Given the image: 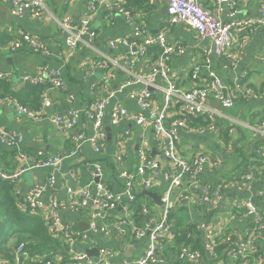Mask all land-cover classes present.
<instances>
[{
  "label": "crops",
  "instance_id": "crops-1",
  "mask_svg": "<svg viewBox=\"0 0 264 264\" xmlns=\"http://www.w3.org/2000/svg\"><path fill=\"white\" fill-rule=\"evenodd\" d=\"M92 0H48V11L41 16L33 13H25L17 17L12 14V0H0V73L6 75L14 85V90H20L22 78L25 74L37 73L48 67L61 69L65 77V89L48 88L43 96H47L52 102L49 116L62 115L70 109L79 112L80 117L77 124L78 130H84L92 135V123L86 118L85 111L88 107L100 99L106 97L110 90H117L129 78L141 77L148 74L150 63L157 59L158 51L152 50L148 59L138 61L132 67L126 68L129 49L118 47L113 49L109 41L118 38H132L133 31L137 27L147 28L152 35L156 36L166 27L168 7L163 0H110L112 10L101 9L93 21L95 33V48L117 65L112 64L109 70V88L102 83V72L96 78L85 80L89 71L94 69L98 61V53L88 49L85 45L75 51L68 48V35L61 30L59 25L50 17L49 13L58 19L65 16L71 18L72 23L81 19ZM139 1L138 3H136ZM204 8L215 10V0H199ZM122 4L130 13V17L120 13L117 6ZM264 7V0H241L239 16L242 19L256 18L260 9ZM221 19L229 22L227 14H222ZM24 35H32L46 42L51 49L52 55L48 58L37 55L29 50L11 52V46ZM239 39H247L246 44L236 47L235 54L241 57L239 65L235 66L231 60L220 58L212 52V70L221 78L223 83L233 90L236 106L233 109H224L218 103L209 102L211 107L221 111L224 115L221 118L232 129L231 141L226 144L222 134L204 136L188 135L181 132V141L178 151L181 156L191 159L200 153H208L211 157L220 160L219 168L214 173H206L204 180L209 183L221 185L224 188V203L220 208H213L211 205L201 204L194 194L188 200H181L177 194L173 195L175 206L172 210L170 223L172 232L165 239L169 256L168 263L178 264L176 253H171V248L176 243V228L181 225H192L198 222L207 221L215 226L217 235L227 234L243 239L247 229L250 228V220L245 217L244 211L239 208L238 203L244 199L261 202L264 199V175H257L256 179L245 189L242 175L261 170L258 167L243 165L245 158L255 160L257 155L262 158L259 151L264 153V147L256 148L255 144L264 141V137L257 132V129L264 121V94L258 100H250L246 97L247 89L263 91L264 89V28H255L252 31L243 30L237 33ZM169 41L173 44L182 45L185 52L181 56H175L171 62V74L181 92L189 91L195 87L206 86L210 81L209 72L204 69L199 82L191 78V71L195 65L203 66L206 56L205 50H212L211 42L201 40L197 33L188 27H175L168 34ZM128 70V72H127ZM101 73V74H100ZM239 75H246L242 82V90H235L234 82ZM160 83V82H159ZM143 88L141 85L129 87L125 92L117 94L108 107L105 119V129L111 130L112 143L107 142L105 152L97 153L91 144L83 146L81 151L74 156H69L73 150V144L68 135H64L50 120L35 121L28 117L18 115L14 101L7 100L0 109V128L16 132L23 137L24 142L18 147H8L0 144V171L11 172L23 164V154L32 160L39 151H44L52 156L64 157L60 169H40L31 171L16 183L17 194L23 200L33 188L45 190L44 200L48 203L54 197L60 201L70 202L68 188L83 189L91 181V172L95 165L100 164L105 174V182L109 188L118 195L126 192L125 182L119 178V173L124 171L128 176L135 177L134 189L137 193V200L130 204L129 212L122 207L105 219L100 225L109 230V235L102 233H89V240L79 242L77 251L86 252L92 249H109L115 253L116 264H131L137 260L146 250L149 244L148 236L141 239L136 238L137 229H141L145 219L142 212L136 213L135 204L141 203L149 209L153 216L160 217L163 213V201L157 203L148 196H143L146 191L141 184V177L138 175L139 158L138 146L143 139H147L151 145L154 158L161 160L162 153L157 150L154 138V126L152 122L146 127L138 126L133 117L142 113L140 107L130 100L131 92ZM154 94V106L161 108L164 103V95L157 89H151ZM19 102V101H18ZM116 106L124 107L130 116L124 119L118 126H112L110 113ZM182 102L175 99L168 120L172 121L181 114ZM221 129V128H220ZM130 131V135L126 133ZM109 139V133H108ZM121 141V142H120ZM121 144L126 157L122 163L117 159L118 146ZM264 160V158H262ZM264 162V161H263ZM76 173V178L73 177ZM55 177V184H49L50 178ZM162 197L164 188L160 187L150 191ZM141 197V199H139ZM127 200V198H125ZM133 205V207H132ZM258 205V204H257ZM259 207V206H258ZM261 210L264 207H259ZM63 221L73 229L82 231V225L88 224L89 211H73L69 208L62 212ZM199 224V223H198ZM197 224V226H198ZM121 225V230L116 228ZM88 231V230H87ZM195 238L197 233L190 234ZM201 235V234H200ZM260 247L258 254L262 255L264 264V233H257ZM131 255V257H127ZM64 264L76 263L66 252L59 251L54 255ZM230 260L235 264L238 260L234 256ZM204 264H216L208 252H205ZM1 263V262H0ZM11 264V263H7Z\"/></svg>",
  "mask_w": 264,
  "mask_h": 264
},
{
  "label": "built area",
  "instance_id": "built-area-1",
  "mask_svg": "<svg viewBox=\"0 0 264 264\" xmlns=\"http://www.w3.org/2000/svg\"><path fill=\"white\" fill-rule=\"evenodd\" d=\"M7 1V0H3ZM168 7L166 27L157 34L152 35L145 27H137L132 34V38H118L109 41V46L113 49L126 47L129 49L128 59L125 67H132L138 61L148 59L152 50L158 51L157 59L150 63L148 74L145 76L129 78L117 90H110L108 95L99 101L92 103L85 111L86 118L92 123V135H88L84 130H78L77 124L80 114L75 109H70L62 115L49 116L48 112L52 108V102L45 95L36 109L23 106L18 101H14L18 115L29 119L40 121L50 120L64 134L68 135L73 144V150L69 156H74L81 151L84 145L91 144L97 153L106 150L108 133L105 129V119L111 100L117 94L125 92L129 87L141 85L138 91L131 92L130 100L135 102L142 113L135 115L133 120L140 127H146L151 122L154 126V138L157 150L162 153V159H156L152 155L149 141L143 139L138 146L139 167L138 175L141 177L142 187L146 191H153L160 187L164 188L162 195L163 213L158 218L150 213L147 206L144 207L142 214L145 222L141 229H137L136 238L141 239L145 236L149 238V244L145 252L131 264H170L168 263L167 247L165 246L166 237L172 232L170 217L175 206L173 195L181 200H188L196 194L201 204L211 205L213 208H220L224 203V188L221 185L206 182L203 178L206 173H214L219 168L220 160L211 157L208 153H200L194 158L187 159L178 151L181 141V132L188 135L204 136L207 134L218 135L221 132L218 120L224 115L221 111L211 107L209 102L212 100L224 109H233L236 100L233 90L228 88L220 77L212 70L213 52L217 58L231 60L237 66L241 62V57L235 54L236 47L244 45L247 39H239L237 33L243 30L252 31L255 28H264V7L259 11L256 18H240L239 6L241 0H215L217 9L204 8L199 0H163ZM48 0H12V14L20 17L25 13H33L41 16L48 11ZM112 7L110 0H92L87 8L85 15L76 23H72L70 17L65 16L58 19L52 13L50 17L59 25L61 30L68 35L67 45L72 51L85 45L88 49L98 53V61L94 69L89 71L85 80L97 77L99 71L102 72V83L109 88V70L112 61L95 48V33L93 21L97 12L103 8ZM117 9L120 13L130 17L126 8L119 4ZM112 10V8H111ZM49 12V11H48ZM222 14H227L229 22L221 19ZM175 27H188L193 29L201 40L211 42L212 50H205V64L195 65L191 71V78L194 82L200 81V76L204 69L209 72L210 81L206 86L195 87L192 90L181 92L177 87L171 74V62L175 56H181L185 52L182 45L173 44L169 41L168 34ZM29 50L43 57L52 55L49 45L32 35H24L11 46V52ZM128 72V70H127ZM101 74V73H100ZM8 74L0 73V79L7 78ZM246 75H239L234 82L235 90H242V82ZM160 82V83H159ZM48 85L50 88L65 89L66 81L61 69L45 67L37 73L25 74L22 78V86ZM151 89H157L164 95V103L161 108L154 106V94ZM264 94L263 91L247 89L246 97L250 100H258ZM175 99L182 102L181 114L177 119L169 121L168 115ZM6 100H0V109L5 105ZM130 114L124 107L116 106L110 113L112 126H118ZM206 125H193L195 119L204 118ZM233 131L231 130L230 133ZM257 132L264 137V121L257 129ZM131 133H126L129 136ZM24 142L16 132L7 131L0 128V144L8 147H18ZM121 142V141H120ZM123 146L119 144L117 159L122 163L126 157ZM264 158V153L259 151ZM25 159L23 164L11 172L0 171V180L18 183L22 178L33 170L50 169L56 171L60 169L64 157L52 156L44 151H39L32 160L29 156L22 155ZM262 171L250 172L242 175L245 189L261 175ZM76 178V173H73ZM91 181L83 189L68 188L70 202H60L55 197L50 201L44 200L45 190L43 188H33L25 197L24 204L33 213H40L44 216L47 225L52 233L68 248V256L76 263L84 264H116L115 253L109 249H102L99 257H89L86 252L77 251V244L89 240V233H102L109 235V230L100 225V221L107 219L111 213L122 207L126 212L130 210V204L137 200V193L134 189L135 177L128 176L124 171L119 173V178L125 182L126 192L124 195L115 194L105 182V174L100 164L94 166L91 172ZM49 184H55V177L52 176ZM127 198V200H125ZM239 208L244 211L246 218L250 220L253 227L247 229L243 239H237V243L227 249L228 260L220 258L216 250L217 235L215 226L207 221L198 224V229L202 234V251L192 250L190 247H183L178 255V264H204L205 252H208L216 264H233L234 256L238 257V264H261L263 257L258 254L257 233H264V210H261L255 201L244 199L239 201ZM76 212L89 211L88 231H77L66 224L62 218L65 209ZM121 230V225H116ZM233 235H228L227 241H231ZM17 264L23 261L27 264L29 254L25 251L24 245L17 248ZM36 264H64L63 261L55 256H43L35 260ZM0 264H7L1 262Z\"/></svg>",
  "mask_w": 264,
  "mask_h": 264
},
{
  "label": "trees",
  "instance_id": "trees-1",
  "mask_svg": "<svg viewBox=\"0 0 264 264\" xmlns=\"http://www.w3.org/2000/svg\"><path fill=\"white\" fill-rule=\"evenodd\" d=\"M49 87L48 85H32L15 91L10 79L2 78L0 79V100L19 101L25 107L36 109L40 105L43 94ZM205 120L204 117L192 120L191 123L204 126L207 123ZM217 124L221 128L223 141L229 144L232 128L221 119L218 120ZM255 147H264V141L257 142ZM254 156L256 157L255 160L246 157L243 165L246 168L256 166L262 169V174L264 175V160L257 155ZM22 202L23 200L17 194L16 184L0 180V262L17 264L16 251L21 245H24L25 251L29 254L27 264H36L35 260L41 259L43 256H54L59 251L65 253L66 246L52 233L44 216L40 213H33L30 208L24 209ZM257 204L259 207H264V199L261 198V202L259 203L258 201ZM135 209L138 214L143 211L144 205L136 203ZM197 224L186 226L179 224L177 226L176 243L171 248V253H176L178 257L181 249L185 246L190 247L194 251H202V234ZM250 227H253V224ZM192 232L197 233L195 238L190 235ZM228 235L219 236L216 239V250L220 258L225 261L228 260L227 249L232 246V243H237L235 236L232 237L231 241H227ZM258 250H260V247H258ZM168 255L170 256L171 254L169 253L166 256L169 259ZM234 262L238 264V260ZM20 264H23V261Z\"/></svg>",
  "mask_w": 264,
  "mask_h": 264
},
{
  "label": "water",
  "instance_id": "water-1",
  "mask_svg": "<svg viewBox=\"0 0 264 264\" xmlns=\"http://www.w3.org/2000/svg\"><path fill=\"white\" fill-rule=\"evenodd\" d=\"M108 133H109V139H108V141L110 143H112V134H111V130L110 129H108ZM29 173L26 174V177L28 176ZM143 196L151 197L152 199H154V201H156L157 203H160L161 204V197L158 194H156V193H153V192H150V191H145L144 194H143ZM81 229H82L83 232H85V231H87V230L90 229V225L83 224ZM87 255L89 257H93V256L94 257H99L100 250L99 249L88 250L87 251ZM127 257H131V255H129Z\"/></svg>",
  "mask_w": 264,
  "mask_h": 264
},
{
  "label": "rangeland",
  "instance_id": "rangeland-1",
  "mask_svg": "<svg viewBox=\"0 0 264 264\" xmlns=\"http://www.w3.org/2000/svg\"><path fill=\"white\" fill-rule=\"evenodd\" d=\"M13 242H14V241H13ZM13 242H12V243H13Z\"/></svg>",
  "mask_w": 264,
  "mask_h": 264
}]
</instances>
